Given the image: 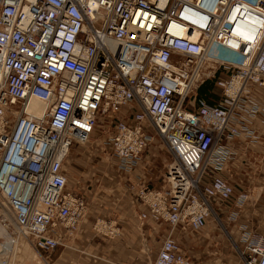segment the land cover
Here are the masks:
<instances>
[{
	"label": "built area",
	"instance_id": "obj_1",
	"mask_svg": "<svg viewBox=\"0 0 264 264\" xmlns=\"http://www.w3.org/2000/svg\"><path fill=\"white\" fill-rule=\"evenodd\" d=\"M206 63L214 70L193 86ZM210 76L222 101L196 91ZM259 88L264 0H0V195L12 239L25 234L51 252L77 233L88 199L69 186L65 161L101 130L127 172L154 132L168 146L162 187L138 179L141 222L202 229L219 217L214 202L246 199L224 171L236 137L259 138L250 123L264 116ZM35 98L41 113L30 109ZM241 228L239 258L227 264H264V234ZM93 230L116 236L120 226L98 217ZM151 264L196 263L171 232Z\"/></svg>",
	"mask_w": 264,
	"mask_h": 264
},
{
	"label": "crops",
	"instance_id": "obj_2",
	"mask_svg": "<svg viewBox=\"0 0 264 264\" xmlns=\"http://www.w3.org/2000/svg\"><path fill=\"white\" fill-rule=\"evenodd\" d=\"M200 85L215 94V98L210 97L213 102L222 101L223 94L216 82L208 80ZM199 87L197 93L201 90ZM256 95L264 104V89L259 88ZM124 109L131 110L129 106ZM122 114L129 119L127 113ZM250 123L259 138L251 141L244 135L236 137L235 158L224 171L234 185V195L244 191L246 199L230 206L220 201L214 202L216 213L228 224L231 235L239 245L243 244L241 225L264 234V116L257 115L250 119ZM103 140L95 144L75 143L65 161L69 186L85 194L88 199V211L77 233L65 236L63 244L51 252H42L40 256L32 255L28 245L23 244L22 256H19L16 264H151L163 239L171 232L188 252L189 229L181 224L172 228L169 222L155 220L152 216L141 222L138 213L145 210L146 205L139 197L138 190L130 186L142 177L152 186L162 187L166 166L172 158L167 144L154 132V138L142 154L139 164L127 178L130 182L125 181L124 187H116L112 171L104 169L105 159L100 157L106 149ZM107 187H111V191L106 190ZM231 212L237 213L235 219L230 218ZM98 217L115 219L120 226L119 235L107 236L95 232L93 223ZM205 228L208 234L199 238L196 245V252L201 256H192V259L194 262L196 259L198 264H221L220 261L217 263L221 256H211V245L216 236H220V228L214 227L213 222H207Z\"/></svg>",
	"mask_w": 264,
	"mask_h": 264
},
{
	"label": "rangeland",
	"instance_id": "obj_3",
	"mask_svg": "<svg viewBox=\"0 0 264 264\" xmlns=\"http://www.w3.org/2000/svg\"><path fill=\"white\" fill-rule=\"evenodd\" d=\"M208 80L209 81L212 80V82L215 83L216 79L213 76H210L205 81H208ZM34 101H35V99L32 101V103L35 104ZM35 106L40 108L41 104L40 105L35 104ZM100 128H102V127H100ZM105 135L106 134L104 133V131L101 130V131H99L98 134L92 136V138L86 143H94L95 144V143L99 142V140L101 141L102 139H104ZM100 157H104V159H105L104 160V164H105L104 169L106 170L108 168L110 171H112V174H113L112 177L115 180L114 184L116 187H119V186L124 187L125 181L130 182L127 178L130 176L131 172L123 171L118 167L116 157L112 153H110L108 148L105 149L104 153H102V155ZM138 179L136 180V182L131 183V185H130L131 188L138 190ZM164 182L165 181H164V175H163L162 185L164 184ZM230 182H232V181H230ZM149 185L152 186L150 183H149ZM110 188L111 187H107L106 190L111 191ZM208 222L209 223L213 222L214 227L220 228V232H219L220 236H216V238L214 239V241L211 245V248L213 250V253L211 256H221L220 257L221 260L218 259V261H217V263H219V261H220L221 264H227L230 261H237L239 258L238 243L236 241V238L231 235V232L229 231V229L227 227L228 224L226 225L222 218H220V217L217 218L214 214L212 216H210V218L208 219ZM205 227L206 226H204L202 229L197 230V231L190 230V229L188 230L190 239L187 242L188 245H186V249L188 250L190 255L194 256L195 258L197 256H201L196 252L197 251L196 245H197V241L199 240V238H203V237H205V235L208 234V233H206L207 228H205ZM14 230H15V224H14L13 218L11 217V214L8 212L7 206L4 203L2 197L0 196V244L5 243V242H9L10 233ZM23 244L28 245L29 252L34 256H40L39 254H41L42 252H45L44 250H40V249L38 250L36 248V246L34 244V240L31 236L21 235L19 238V242L17 243V245L13 251V255H12L13 259L15 260L14 264L19 262V260H20L19 256H22L21 254H22ZM215 245L218 246L217 249L215 248ZM0 250H1V247H0ZM2 254H3V252L0 251V257H2ZM213 259H216V258H213ZM216 260H213V261H216ZM195 262H196V264H198L196 259H195Z\"/></svg>",
	"mask_w": 264,
	"mask_h": 264
},
{
	"label": "bare ground",
	"instance_id": "obj_4",
	"mask_svg": "<svg viewBox=\"0 0 264 264\" xmlns=\"http://www.w3.org/2000/svg\"><path fill=\"white\" fill-rule=\"evenodd\" d=\"M212 70H214V66L211 63H206L205 66L199 71V73L196 75L195 79L193 80V86L199 84V82L201 80H203L206 75H208ZM203 83V82H202ZM34 99L31 100L30 103V109L36 113H41L44 110V103L42 101H40L39 99L35 98V104L40 105L41 107L38 108L37 106H35L34 103H32ZM40 103V104H39ZM82 144V143H80ZM69 156V155H68ZM67 156V157H68ZM67 159V158H66ZM68 182H69V175H68ZM1 196V195H0ZM2 197V196H1ZM88 211V210H87ZM87 214V213H86ZM86 216V215H85ZM84 216V217H85ZM80 227V226H79ZM78 231V230H77ZM120 233V232H119ZM119 233L117 235H119ZM21 235H25V234H21ZM28 236V235H25ZM65 236H69V235H65ZM19 242V240H13L11 235L9 236V242H5V243H1L0 247L1 250L3 252L2 257H0V260L3 259L5 256H12L13 255V251L17 245V243ZM13 258V256H12Z\"/></svg>",
	"mask_w": 264,
	"mask_h": 264
},
{
	"label": "trees",
	"instance_id": "obj_5",
	"mask_svg": "<svg viewBox=\"0 0 264 264\" xmlns=\"http://www.w3.org/2000/svg\"><path fill=\"white\" fill-rule=\"evenodd\" d=\"M205 82H207V81H205ZM205 82H203V83H205ZM199 88H201V90H199V93H198L200 96L206 97L208 99H210V97L215 98V94H211V92L207 91L206 89H203L202 85H200ZM210 100H212V99H210ZM212 103H216V102H213V100H212Z\"/></svg>",
	"mask_w": 264,
	"mask_h": 264
}]
</instances>
